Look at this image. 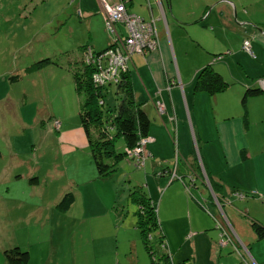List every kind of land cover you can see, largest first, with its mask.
<instances>
[{
	"label": "crops",
	"instance_id": "obj_1",
	"mask_svg": "<svg viewBox=\"0 0 264 264\" xmlns=\"http://www.w3.org/2000/svg\"><path fill=\"white\" fill-rule=\"evenodd\" d=\"M135 3L143 9L133 8ZM124 5L129 13L153 21L158 46L133 53L126 62L133 98L147 114L149 128L143 164L138 168L127 160L116 172L128 173L125 165L137 169L173 263L190 259L201 264L198 245L202 264H235L232 253L240 258L238 264H264V237L257 238L251 227L264 228V92L242 103L245 90L260 88L257 81L264 79V33L256 29L264 25V0H128ZM74 9L86 21L84 45L95 51L90 21L103 18L99 0H78ZM114 27L123 37V26ZM208 64L228 84L213 95L193 88L196 73ZM63 127L59 123L57 130ZM171 187L176 192H167ZM74 203L75 195L66 211ZM176 210L182 212L179 217ZM214 218L230 239L224 246ZM126 229L135 247L139 234L132 217ZM9 246L21 247L13 233Z\"/></svg>",
	"mask_w": 264,
	"mask_h": 264
},
{
	"label": "rangeland",
	"instance_id": "obj_2",
	"mask_svg": "<svg viewBox=\"0 0 264 264\" xmlns=\"http://www.w3.org/2000/svg\"><path fill=\"white\" fill-rule=\"evenodd\" d=\"M77 1L0 0V264H7L2 251L12 233L28 249L29 264H151L139 237L134 247L126 229L135 210L127 194L143 183L137 169L125 165L128 173L98 180L84 145L71 77L76 65L68 62L88 41ZM90 22L95 51L104 49L112 38L103 18ZM105 87L106 106L114 108L116 86ZM65 192L75 195L66 212L56 207ZM159 250L154 264H171L158 258Z\"/></svg>",
	"mask_w": 264,
	"mask_h": 264
},
{
	"label": "trees",
	"instance_id": "obj_3",
	"mask_svg": "<svg viewBox=\"0 0 264 264\" xmlns=\"http://www.w3.org/2000/svg\"><path fill=\"white\" fill-rule=\"evenodd\" d=\"M259 29L264 33V25ZM106 48L98 52L91 50L94 54L93 56H95L94 59L98 60L100 54ZM87 50H90L88 46H82V54L68 58V62L72 59L73 61L71 62H73V65H76L74 66V71L71 73V77L74 93L77 97L79 125L83 131L87 148L95 167L96 179L104 180L117 171L118 164L121 161L128 160L135 164L133 160L127 157V152L138 147L140 141L147 138L149 119L141 105L135 102L133 98L129 74L126 71L120 72L116 82H114L116 86L115 100L118 101L122 98L116 97V93L119 91L124 98L123 106L125 109L118 114L116 106L114 108L106 106L105 86L111 82L104 83V85H98L94 82L93 74L98 71V65H96V62H85L84 56ZM227 86L228 84L223 77L209 64L202 67L196 73L193 82L194 91L205 92L210 95L222 91ZM260 93H263L260 88L246 89L242 99L243 107L244 99L247 96ZM118 141L122 142V148L117 150L115 145ZM33 179L36 181L35 178ZM238 196L240 195L238 194ZM127 199L135 207L132 213L134 227L138 231L141 245L151 260V264L155 262L154 256L157 254L158 249L161 251L158 258L164 260V263L186 264L188 259L177 263L171 261L170 255L166 251L164 236L157 220L155 204L148 195V192L141 186L130 187ZM72 201V192H67L61 197L56 207L60 211H66L72 204ZM213 221L217 229L225 234L224 239L228 240V234L224 229L223 223L219 222L216 218ZM251 227L254 229L257 238L264 237V228L262 226L252 223ZM234 249L237 250L235 247ZM2 252L7 264H29L30 255L27 249L19 246H9L3 249Z\"/></svg>",
	"mask_w": 264,
	"mask_h": 264
},
{
	"label": "built area",
	"instance_id": "obj_4",
	"mask_svg": "<svg viewBox=\"0 0 264 264\" xmlns=\"http://www.w3.org/2000/svg\"><path fill=\"white\" fill-rule=\"evenodd\" d=\"M125 2L126 0H119L117 3L110 4L106 0H99L105 27L113 39L111 45L100 54L98 60L94 59L95 56L90 50H87L84 56L85 62H96V65H98V71L93 74V80L98 85L116 82L118 74L125 72L126 62L131 54H145L155 50L158 46V33L153 21H145L129 13L124 6ZM116 23L122 25L125 30L123 37L117 35L114 27ZM242 47L249 52L248 41H244ZM102 62H104V66H101ZM257 83L264 92V79H259ZM155 107L159 112L163 110L160 101L155 102ZM146 141L147 138H144L140 141L138 147L127 152V157L133 160L137 166L143 162L142 145ZM224 236L225 234L221 233L219 240L221 246L229 242V239H224Z\"/></svg>",
	"mask_w": 264,
	"mask_h": 264
},
{
	"label": "water",
	"instance_id": "obj_5",
	"mask_svg": "<svg viewBox=\"0 0 264 264\" xmlns=\"http://www.w3.org/2000/svg\"><path fill=\"white\" fill-rule=\"evenodd\" d=\"M116 97H122L120 100H118L116 107H117V113H121L123 109H125V107L123 106L124 104V98L123 96H121L120 92L118 91L116 93Z\"/></svg>",
	"mask_w": 264,
	"mask_h": 264
},
{
	"label": "clouds",
	"instance_id": "obj_6",
	"mask_svg": "<svg viewBox=\"0 0 264 264\" xmlns=\"http://www.w3.org/2000/svg\"><path fill=\"white\" fill-rule=\"evenodd\" d=\"M127 1H128V0H126V2H127ZM124 4H125V3H124ZM124 6H125V5H124ZM110 36H111V35H110ZM111 38H112V37H111ZM112 39H113V38H112ZM112 39H111V40H112ZM108 45L110 46V45H111V42H110ZM109 46H108V47H109ZM108 47H107V48H108ZM107 48H106V49H107ZM106 49H105V50H106ZM105 50H104V51H105ZM90 51H91V50H90ZM104 51H103V52H104Z\"/></svg>",
	"mask_w": 264,
	"mask_h": 264
}]
</instances>
